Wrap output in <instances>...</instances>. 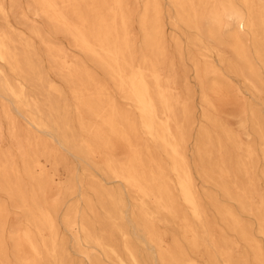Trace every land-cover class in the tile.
I'll return each instance as SVG.
<instances>
[{
    "label": "bare ground",
    "instance_id": "1",
    "mask_svg": "<svg viewBox=\"0 0 264 264\" xmlns=\"http://www.w3.org/2000/svg\"><path fill=\"white\" fill-rule=\"evenodd\" d=\"M167 1L171 25L192 33L188 43L203 60L188 58L201 88L202 117L211 127L200 128L193 161L187 155L192 93L186 84L178 86L173 64L183 62L184 54L176 37L174 54L165 45L158 0H141L138 39L130 0H29L31 15L48 25H34L29 35L11 22L14 16L28 21L25 9L17 0L8 6L0 0V96L33 130L19 138L4 111L19 153L0 151V192L21 211L25 226L11 237L8 251L6 209L0 204V264H72L59 234L60 203L47 202L54 174L46 165H67L68 156L78 160L81 173L70 172L56 192L77 195L83 203L82 209L78 202L71 205L62 218L76 243L116 264H142L138 246L167 264H264V0ZM49 33L65 36L86 61L53 45ZM36 41L47 51L49 69L70 88L73 104L45 73ZM213 56L221 68L212 64ZM89 65L108 77L112 89ZM226 75L240 78L257 96L249 115L259 147L241 140L244 127L234 133L218 118L219 106L238 93L222 82ZM3 133L0 123V139ZM193 168L235 208L220 204L212 192L201 195ZM97 175L123 186L139 218L125 220L123 190L98 185ZM242 216L254 219L261 243ZM161 224L174 232L170 244L158 232Z\"/></svg>",
    "mask_w": 264,
    "mask_h": 264
},
{
    "label": "rangeland",
    "instance_id": "2",
    "mask_svg": "<svg viewBox=\"0 0 264 264\" xmlns=\"http://www.w3.org/2000/svg\"><path fill=\"white\" fill-rule=\"evenodd\" d=\"M6 5H9L10 0H5ZM19 5L25 9L27 16L29 17L28 21H23L20 17L14 16L11 18V22L17 26L18 28L23 29L26 31L27 35L29 33L27 32V29L32 28L34 25L40 26L43 30H46L47 24L39 18H35L31 15V11L33 9V6L29 2V0H17ZM131 8L134 10L132 12V32L136 35V38L139 37V28H138V21L140 18V12H141V6L142 2L141 0H130ZM159 9L161 10V26L163 29V37L165 40V45L169 51L170 54H174V46L172 43L173 37H176L181 45L182 53L184 54V60L183 62H178L176 59H174L173 64L177 76V83L178 86L181 88L184 84H186L190 90H191V104H192V125L190 128V139L187 144V155L191 161L195 159V150H196V144L198 141V132L200 131L201 127H206L211 130V127L205 122L202 115L204 112V104L201 99V88L198 83V81L195 79L194 76V68L193 64L194 62H197L199 64H202L203 60L202 57L199 56L198 51L195 47L189 45L188 41L190 38V35L192 34L190 31L186 30L183 27L175 28L171 25L172 17H173V10L171 6L169 5L167 0H158ZM2 21L0 19V25ZM49 31H46L48 33ZM48 39L53 45L61 47L64 49L67 55H69L72 59L78 60V61H86L85 56L80 53L74 51V49L70 46V41L60 34H52L49 33ZM36 48L40 55L43 58L44 65H45V73L47 76L55 80L57 84L62 86L66 92V95L68 99L70 100V88L63 84L60 81V75H57L53 70L49 69V66L51 65V62L49 61V58L47 56V51L43 46H40L38 41H36ZM249 42H246V45L249 46ZM221 52L226 53L223 48L220 50ZM194 58L193 61L189 60L188 58ZM210 61L213 65L220 67V64L218 62V59L216 56H213ZM91 70L94 72L96 77L107 83L109 88L112 89V84L109 81L108 77L105 76L100 70L97 68L90 66ZM262 74V71H260ZM225 80L222 81L226 86H233L237 90L238 93L232 94L230 96V101L227 104H221L219 106V113L218 118L220 119L223 126L226 128H229L234 133H239L242 131V127H244V133L241 134V140L245 143H254L257 147L259 142L256 138V136L251 131V123H250V115H249V106L256 108L258 105L257 102V96L255 97L252 95V93L247 89L246 84L238 78L230 75L225 76ZM264 80V75H263ZM207 84H210V80L207 79L205 81ZM228 84V85H227ZM70 102L73 104V102L70 100ZM117 103L121 106H123V103L120 99H117ZM126 107V106H125ZM237 107V109H236ZM4 111L7 113V116L12 119L16 131L17 136L19 138H23L28 131H33L31 127L27 124L25 119L17 113V111L14 109V107L10 104L9 100L6 98H1L0 96V123L3 126V136L0 139V151L1 152H8L10 155L17 156L18 150L16 148V140H14L12 137H10L8 130L11 128L10 120L7 116L4 115ZM261 116L264 121V114L261 112ZM37 136H40L41 138H47L44 137L41 134H35ZM2 140V141H1ZM55 143V142H54ZM56 144V143H55ZM67 165L64 164H57L55 169H51L50 166L47 164L46 169L49 173L54 174L53 175V182H50V190L47 196V202L53 203L54 201H57L60 203V205L56 208V217H57V223L59 228V234L64 238L66 243V251L67 255L69 257V260L72 264H116L113 260L109 259L108 257H105L104 255L91 250L87 245L83 244L82 242L76 243L73 239V233L66 230L62 223V218L64 217L65 213L67 212V209L77 202L79 203L80 209L83 208V203L80 202L79 197L77 195L69 196V195H62L60 193L56 192V189L58 187H61L65 182L68 181L70 177V172L76 173L77 175L81 173V166L77 159L68 156L67 158ZM262 166L261 160L257 163V174L260 171ZM78 169V170H77ZM194 169V168H193ZM194 178H195V184L201 195L203 193L212 192L214 195H217V199L219 200V203L226 206V203H230L227 200L218 197L219 194L212 188L210 185H207L204 183L196 173V170H193ZM96 183L98 185H102L103 187L107 189H118L121 188L124 189L122 185L119 183L113 181L104 179L101 176H96ZM124 195V201L127 206V210L124 213L125 220L131 219V215L133 214V217L139 218L138 214L136 212V208H134V201L132 197L123 190ZM92 201L97 203V198H94V196H91ZM99 201V200H98ZM105 202V201H104ZM106 203V202H105ZM0 204L5 206L6 209V223H5V243L6 248L8 251H11L12 244H11V237L15 239L17 234L20 230H22L25 226V221L23 214L21 211H19L16 207H14V204L11 203L9 198L4 194L0 192ZM230 203V208H235L234 205ZM228 207V206H227ZM99 215L102 214L99 212ZM184 215V213H183ZM86 216L91 219V214L86 213ZM243 221L249 224V226L252 229V236L255 241L261 243L262 240L260 236L256 233V223L252 217L242 216L241 217ZM105 228H108V224L104 221ZM128 226L129 223L127 222ZM110 226V225H109ZM158 232L161 233L163 238L165 239V242L167 244H170L174 232L171 228L165 227V225L161 224L158 226ZM227 237L233 239L234 236L231 233L227 234ZM176 238V237H175ZM112 239L118 243V245L121 244V239L119 236H117L115 233L112 234ZM26 249V248H25ZM139 258H141L142 264H167V263H161L157 260H152L151 257H149L148 252H151L150 250L147 252L144 250L143 247L138 246L137 248ZM153 251V250H152ZM26 252V250H24ZM88 254L90 257V261L85 257V255ZM151 256V255H150ZM12 263V258L9 257Z\"/></svg>",
    "mask_w": 264,
    "mask_h": 264
}]
</instances>
